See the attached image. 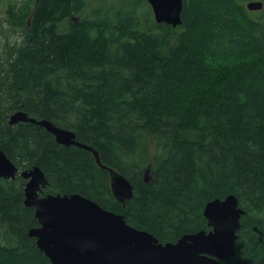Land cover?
Returning <instances> with one entry per match:
<instances>
[{
	"label": "trees",
	"instance_id": "1",
	"mask_svg": "<svg viewBox=\"0 0 264 264\" xmlns=\"http://www.w3.org/2000/svg\"><path fill=\"white\" fill-rule=\"evenodd\" d=\"M98 1L91 16L89 0L3 10L0 149L20 170L41 168L43 195L80 194L161 243L209 231L206 204L234 194L246 214L222 264H264V8L183 0L172 27L145 0ZM17 111L75 132L134 196L115 198L92 152L37 124L10 125ZM25 184L0 178V264H52L28 235L39 222Z\"/></svg>",
	"mask_w": 264,
	"mask_h": 264
},
{
	"label": "water",
	"instance_id": "2",
	"mask_svg": "<svg viewBox=\"0 0 264 264\" xmlns=\"http://www.w3.org/2000/svg\"><path fill=\"white\" fill-rule=\"evenodd\" d=\"M157 24L182 25L183 0H147ZM249 11L264 8L261 0L246 3ZM29 122L46 128L64 146H77L92 152L97 164L110 173L115 198L123 203L134 196L133 184L117 170L103 165L99 153L77 141L75 132L56 126L49 120H37L17 111L9 124ZM149 170L144 179L150 180ZM26 180L24 203L35 210L39 226L29 230L38 248L52 264H222L236 256L238 231L246 211L234 194L209 201L204 208L209 231L183 235L177 242L161 243L147 231L130 226L123 214L104 209L80 194L43 195L49 181L38 166L20 171L0 149V178ZM257 231V228H255Z\"/></svg>",
	"mask_w": 264,
	"mask_h": 264
},
{
	"label": "rangeland",
	"instance_id": "3",
	"mask_svg": "<svg viewBox=\"0 0 264 264\" xmlns=\"http://www.w3.org/2000/svg\"><path fill=\"white\" fill-rule=\"evenodd\" d=\"M14 1V0H0V19L3 18L4 16V9L7 7V5L9 4V2ZM18 2H21L22 0H17ZM147 2V0H145ZM110 2H107V6L109 5ZM101 7V3L98 0H89V5L86 9V15L87 16H91L92 15V11L93 9H98ZM2 41V37L0 35V48H1V43ZM20 171H24V170H20Z\"/></svg>",
	"mask_w": 264,
	"mask_h": 264
},
{
	"label": "bare ground",
	"instance_id": "4",
	"mask_svg": "<svg viewBox=\"0 0 264 264\" xmlns=\"http://www.w3.org/2000/svg\"><path fill=\"white\" fill-rule=\"evenodd\" d=\"M55 137V136H54Z\"/></svg>",
	"mask_w": 264,
	"mask_h": 264
}]
</instances>
